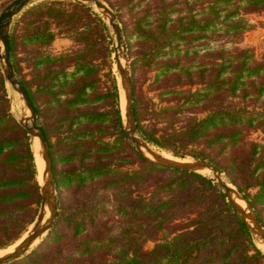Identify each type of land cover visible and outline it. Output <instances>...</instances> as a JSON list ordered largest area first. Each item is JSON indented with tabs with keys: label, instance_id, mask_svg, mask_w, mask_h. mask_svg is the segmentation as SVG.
<instances>
[{
	"label": "trees",
	"instance_id": "16d2710c",
	"mask_svg": "<svg viewBox=\"0 0 264 264\" xmlns=\"http://www.w3.org/2000/svg\"><path fill=\"white\" fill-rule=\"evenodd\" d=\"M104 2L117 18L131 16L121 29L132 65L155 68L152 82L169 98L148 106L131 73L143 140L224 172L264 230V141L250 137L264 135V49L256 56L239 45L251 27L245 15L264 13V0ZM104 31L77 0H40L10 27V61L45 134L59 197L45 237L7 264H264L210 178L150 164L125 138L115 81L101 73ZM55 35L73 47L44 50ZM183 84L198 86L177 88ZM39 200L28 136L7 110L0 72V248L20 238Z\"/></svg>",
	"mask_w": 264,
	"mask_h": 264
},
{
	"label": "water",
	"instance_id": "95a60500",
	"mask_svg": "<svg viewBox=\"0 0 264 264\" xmlns=\"http://www.w3.org/2000/svg\"><path fill=\"white\" fill-rule=\"evenodd\" d=\"M34 1L36 0H12L0 11V44L2 47V51L0 52L1 74L3 80L19 94L20 99L23 101L29 112L26 117H21L17 121L19 125L24 128L26 134L30 138H37L39 154L43 162L41 183H38L40 200L36 216L31 223L30 228L27 230L26 235L19 241V243L10 251L0 255V264L12 262L26 254L31 249L34 242L39 240L49 230L56 213L54 176L47 140L41 126L37 123V116L27 92L20 80L14 74L9 57V31L13 18L24 7L30 5ZM77 1L85 4H93L95 6L99 14L107 20V25L110 28L113 40L116 43V46L113 47V60L119 79V85L123 94V112L121 119L125 138L131 143L139 156L150 164L194 172H199L201 169L210 170L213 175L211 180L219 189L222 190L231 207L238 213L242 221L245 223L252 241L254 243L264 244V230L260 225L253 208L242 193L233 187L225 178L221 179V172L216 167L203 160H191L190 162L185 163L160 159L153 151L150 150V145L143 140L136 129L132 110V84L126 64L125 44L123 41L121 27L116 19V16L102 0ZM119 56H121L124 60L123 66H121L119 62ZM145 152L149 155V157L145 155ZM231 196L241 199L244 202V207L237 206L233 202ZM44 205L48 206V215L47 218L42 221Z\"/></svg>",
	"mask_w": 264,
	"mask_h": 264
},
{
	"label": "rangeland",
	"instance_id": "374dc122",
	"mask_svg": "<svg viewBox=\"0 0 264 264\" xmlns=\"http://www.w3.org/2000/svg\"><path fill=\"white\" fill-rule=\"evenodd\" d=\"M11 1L12 0H0V11L7 4H9ZM38 1H40V0H36L33 3H31L30 5H27L26 7H24L16 16H14L13 21L19 17V15L22 13V11H24L29 6L37 3ZM102 1H104V0H102ZM85 5L91 11H93L96 14V16H98L101 19V21L104 23V25H105L104 35H105V45H106V48H107V56L105 58V66H103L104 68L102 69L101 73H106L107 72L112 77V79L115 81V85H116V89H117V100H118L119 109H120V112H123V110L121 109V94L122 93H120L121 92V88H119V79H118V76H117V72L115 70V65H114V60H113V47H115V42L113 40L111 30L108 27L107 21H105V18H103L99 14V12L92 7L91 4H85ZM114 14H115V12H114ZM115 16H116V14H115ZM245 16L249 20V22L251 23V27L243 32L239 45L251 48L253 50L254 54L257 56L264 49V13H262V12L261 13H250V14H246ZM116 19H117V21H118V23H119V25L121 27V23H123L125 21H128V22L131 21V16L126 14L121 19L117 18V16H116ZM13 21H12V23H13ZM12 23H11V25H12ZM121 31H122V29H121ZM122 36H123V41H124V44H125L126 64H127V67H128V71H129L130 77H131V73L135 77L136 94L138 95V97H141V99L145 103H147L148 106L151 107V105H152V107L153 106L156 107V108L159 107L161 104H163V100L165 98H168V97L160 95V93L156 89L155 84L152 82L153 79H154V76L156 74V69L155 68L142 67L139 64H134V66H133L132 62H131L132 58H131V56L129 54V51L127 50V40L125 38V35H123V32H122ZM134 40H135V38L130 36L128 42L130 44L131 43H135ZM71 47H73V43H72V40L69 37L55 35L53 40L48 45H46L44 47V50H46L48 52H51V53H59V52L65 51L67 49H70ZM134 47H136V46L134 45ZM18 57L22 60L21 63H20V65H21V73H20V75H22L24 78L27 79L28 78V69H27V67L25 65V61H24L25 54L23 52H18ZM181 65H182L181 62L178 63V67L181 66ZM0 72H1V70H0ZM15 76L19 79V75L18 76L15 75ZM197 86L198 85L189 86L187 84H183L182 86H177V88H191V89H193L194 87H197ZM4 87H5V98H6V101H7V110L9 112V114L11 115V117L13 119H15L16 121L19 120L21 117H26L29 112H28L27 108L25 107L23 101L20 99L19 94L17 92H15L12 89V87L8 83H6L5 81H4ZM122 96H123V94H122ZM122 101H123V97H122ZM121 115H122V113H121ZM17 123H18V121H17ZM37 123H38V120H37ZM250 137L254 138V139H257V140L264 141V135L262 133H260V132H254V133H252L250 135ZM28 142H29V148H30L32 156H33V161H34V164L36 166L37 180H38V178L40 176L41 169H42V165H43L42 163L43 162H42L41 157L39 159L38 155L36 154V151H35V144L36 143L32 142V139L29 136H28ZM149 145L152 147V150L154 149L153 151L156 152V153L166 154V155H168L170 157H173V158H176L178 160H183V161H188V162H190L191 160H195V159L191 158L190 156H184L182 158H179V157H176V156L172 155L170 152H168L166 150H163V149H161V148H159V147H157L155 145H152V144H149ZM38 151H39V148H38ZM38 162L40 164V168L39 169H38V166H37ZM220 172H221V175L223 176V178H225L233 187H235L230 182V180L227 177V175L224 172H222V171H220ZM198 173H200L202 175H205V176H207L208 178L211 179V176H208V175L203 174L201 172H198ZM54 195H55V200H56V198L59 197V193L57 192L55 187H54ZM61 195L63 196L64 194L62 193ZM56 207H57V204H56ZM37 211H38V208H37ZM31 223L29 225H27L26 228L19 233L18 238L19 237L20 238L18 240L22 239L26 235V232L30 228ZM46 233L39 240L34 242V244L31 246V249L26 254L31 252L41 242V240L45 237ZM18 240L16 242H18ZM251 241H252V239H251ZM16 242H14L11 245L9 244L10 246H8V247L6 246V247H3V248H0V255L3 254V253H6L10 249H12L14 247V245L16 244ZM252 243L259 249V247H258V245H256V243H254L253 241H252ZM152 244H153V242L147 241V242L144 243V247L145 248H150L152 246ZM262 253L264 254V252H262ZM26 254H24L23 256H25ZM19 259H17V260H19ZM14 261H16V260H14Z\"/></svg>",
	"mask_w": 264,
	"mask_h": 264
},
{
	"label": "bare ground",
	"instance_id": "6f19581e",
	"mask_svg": "<svg viewBox=\"0 0 264 264\" xmlns=\"http://www.w3.org/2000/svg\"><path fill=\"white\" fill-rule=\"evenodd\" d=\"M92 5V7L95 9V10H97L96 8H95V6L93 5V4H91ZM105 21H107L106 19H105ZM115 42V41H114ZM115 46H116V43H115ZM2 51V47H1V44H0V52ZM119 62H120V64H121V66H123V64H124V60H123V58L121 57V56H119ZM119 88H121L120 87V85H119ZM120 93H122V90H121V92ZM122 94H121V109L123 110V101H122ZM32 139V142H34V143H36L35 144V151H36V154L38 155V157H39V159H40V154H39V151H38V140H37V138L36 137H32L31 138ZM34 148V147H33ZM149 148H150V150L151 151H153L152 150V147L151 146H149ZM154 152V151H153ZM159 152V151H158ZM160 159H164V160H173V161H180V162H185V163H187L188 161H183V160H178V159H176V158H173V157H170V156H168V155H166V154H161V153H156V152H154ZM145 155L147 156V157H149V155L145 152ZM43 164V163H42ZM37 166H38V169L40 168V164H39V162H38V164H37ZM42 167H43V165H42ZM41 172H42V169H41ZM41 172H40V176H39V178H38V183H41ZM199 172H201V173H203V174H206V175H208V176H213L212 175V173H211V171L210 170H208V169H201V170H199ZM221 179H223V176L221 175ZM232 197V200H233V202L237 205V206H241V207H244V202L241 200V199H239V198H237V197H235V196H231ZM47 215H48V206L47 205H44V208H43V217H42V221H44L46 218H47ZM21 240V239H20ZM20 240H18V242H16V244L15 245H17L18 243H19V241ZM14 245V246H15ZM256 245H258V247H259V249L262 251V252H264V244H261V243H256ZM11 250V249H10ZM9 250V251H10ZM6 252V251H5ZM8 252V251H7Z\"/></svg>",
	"mask_w": 264,
	"mask_h": 264
}]
</instances>
